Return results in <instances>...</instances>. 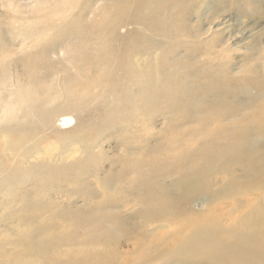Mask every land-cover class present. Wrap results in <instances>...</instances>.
Here are the masks:
<instances>
[{
	"label": "rangeland",
	"instance_id": "1",
	"mask_svg": "<svg viewBox=\"0 0 264 264\" xmlns=\"http://www.w3.org/2000/svg\"><path fill=\"white\" fill-rule=\"evenodd\" d=\"M10 1L0 0V264H264V146L249 142L230 165L203 172L207 191L177 218L149 220L141 213L152 205L121 191L140 169L167 171L182 146L202 145L184 135L200 126L188 101L196 86L232 78L236 99L248 102L239 84L256 91L249 82L264 66V50L252 61V45L264 46V0H66L55 10L60 0ZM17 109L28 130L8 131L19 142L2 144ZM40 110L56 124L41 123ZM64 114L75 118L65 133L45 130ZM51 143L59 147L38 155ZM105 206L122 215L112 241L120 254L144 239L112 262L97 260L112 248L80 238L75 217ZM191 237L198 244L183 253Z\"/></svg>",
	"mask_w": 264,
	"mask_h": 264
},
{
	"label": "bare ground",
	"instance_id": "2",
	"mask_svg": "<svg viewBox=\"0 0 264 264\" xmlns=\"http://www.w3.org/2000/svg\"><path fill=\"white\" fill-rule=\"evenodd\" d=\"M65 1L66 0H60L57 5L55 4L53 9L60 8L61 4ZM10 2L16 6L13 0ZM34 10L37 13L41 11V6L38 1L34 5ZM22 14L26 15V11H23ZM260 46L258 42L252 45V61H255V55H260L262 53L261 51L264 50V46L263 49H260ZM257 64L256 62L255 64L253 63L252 70L250 71L251 73L256 71L257 76L249 82V85H253L256 91L242 83L239 84V90L247 92L248 102L246 103H242L236 99L239 96L235 95L234 88L231 84L232 78H227L226 80L209 78L207 85L196 86L198 90L196 98L189 97L188 101L193 104L192 110L195 114L194 116H197V119H194L200 126L184 135L194 134L196 141L203 138V143L200 147L190 153L186 146H182L181 156L172 157V168H168L169 170L164 172H144L143 169H140V172H142L141 175L133 177L131 180H128L126 177L124 183H121L127 185L122 186L121 191L125 190L126 187V189L132 188L137 192L139 199L136 200V202L152 205L151 210H153V214L141 213L142 216L148 217L149 220V217L152 216L155 218H168L169 220L177 218L183 212L185 206L187 207V205L192 204L197 199H202L204 190L207 191L205 185L208 187V182L203 172L208 173V171H211L212 173V171L220 170L230 165L228 163L235 158L234 155L236 151L243 148L249 142V144L252 145L251 151L257 150L260 146H264V66L262 70H260L261 66H257ZM256 66L259 67V70H255L257 69ZM148 84V81L142 80L139 85L147 86ZM107 86L110 87L112 85L107 84ZM211 87H214V90H210L212 89ZM202 88H204V92H201ZM188 91H193V85L188 87ZM116 98L120 101L123 99L120 95ZM146 108V105H143L139 109L143 111L146 110ZM19 110L20 109H17V111L11 112L8 121L13 119L17 120L18 118L21 119L15 124L11 123V125L7 126L8 129L2 128L4 132L1 136L2 144L14 140L16 141L15 144L19 142L18 139L12 138L8 131L18 134L28 130V122L24 119V115L22 116L19 114ZM199 111L205 113L203 118L198 116ZM41 113L37 115V117L39 116L41 123L45 126H51L53 120L56 124V116L51 110H42ZM3 117L4 115L0 116V121ZM74 119L75 118L71 114H64L61 119H58V125H55L53 128H46L45 130L51 129L55 134L65 133V125L72 123ZM240 121L243 122V124L241 123L242 126H239ZM34 130H36V128H34ZM167 130H169V128ZM170 131L168 132L170 133ZM57 147H59V145L55 143L46 144L43 146L45 152H39L38 155L42 157L45 155L50 156L51 152ZM213 166L217 168L214 170ZM252 166L254 168L257 167L256 164H252ZM173 176H176V178L171 183L164 184V182ZM210 176H212V174ZM46 177L48 179H57L59 175H48ZM177 187H184L186 190L179 194L175 192ZM105 208L107 210L105 209V211L100 214L98 212H93L89 215L78 210L76 213L74 211L71 215L75 213L76 224L81 225L79 226L80 230L78 231L80 235L78 236L88 239V244H91L92 241H97L96 244L109 243V247L112 248L111 251L109 253H101V258L97 257V260L105 258L107 262H112L115 259H123L121 256L130 252L129 249H140L144 239L135 236V238L138 239H133L132 247L127 248L120 254V250L116 248V245H113L114 242L112 241L120 234L119 226L122 225V215H120L121 212L113 207L105 206ZM108 209L110 210L108 211ZM159 219L161 220V218ZM155 220L159 221L158 219ZM151 221L149 222L151 223ZM149 225L152 227L151 224ZM157 230H159V224ZM126 235L131 237L134 236L130 232H126ZM237 235H234L233 238ZM127 236L125 237L127 238ZM193 237L188 239L183 253H187L194 244H198V240ZM76 240L79 241L80 239L77 238ZM76 240H74V243ZM116 244H118L117 241ZM211 249L223 250L224 248L222 245L217 244L212 246ZM244 250L245 248L241 249L240 255L246 256ZM224 251L226 255L229 254L232 256V251L228 249H224ZM233 253L236 256V252ZM253 254H255V252L247 253V255ZM76 256H78V254H76Z\"/></svg>",
	"mask_w": 264,
	"mask_h": 264
}]
</instances>
